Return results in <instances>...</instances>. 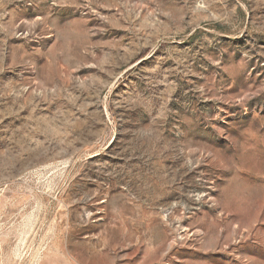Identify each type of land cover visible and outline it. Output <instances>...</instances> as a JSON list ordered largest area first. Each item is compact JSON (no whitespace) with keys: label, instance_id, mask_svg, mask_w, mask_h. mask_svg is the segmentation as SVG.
Wrapping results in <instances>:
<instances>
[{"label":"rangeland","instance_id":"obj_1","mask_svg":"<svg viewBox=\"0 0 264 264\" xmlns=\"http://www.w3.org/2000/svg\"><path fill=\"white\" fill-rule=\"evenodd\" d=\"M0 264H264V0H0Z\"/></svg>","mask_w":264,"mask_h":264}]
</instances>
